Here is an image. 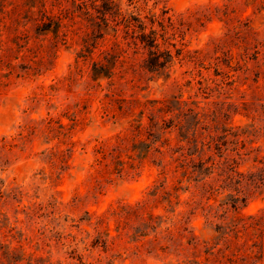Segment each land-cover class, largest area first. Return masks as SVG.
Masks as SVG:
<instances>
[{"label": "rangeland", "instance_id": "rangeland-1", "mask_svg": "<svg viewBox=\"0 0 264 264\" xmlns=\"http://www.w3.org/2000/svg\"><path fill=\"white\" fill-rule=\"evenodd\" d=\"M46 8V16L63 14L75 44L36 31L42 17L33 15L39 5L32 0H0L8 37L0 36V55L13 67L10 74L0 67V264H204L237 212L264 210V183L249 180L262 170L253 160L264 162V0H47ZM130 16L154 32L158 52H170L166 69L148 71L155 49L126 27ZM87 40L97 48L82 61ZM94 62L113 76L92 80ZM135 101H164L172 111L165 117L170 129L154 125L153 137L161 139L145 160L139 140L146 134L139 139L130 125L141 120L148 129L150 112L140 118ZM102 106L117 116H103ZM132 107L134 114L126 113ZM50 118L63 125L65 145L39 131ZM117 136L127 137L118 151L123 164H112L114 155L108 162L122 171L103 180L98 193L95 147L108 141L115 149ZM240 140L245 149L238 152ZM218 141L226 144L214 150ZM57 148L62 166L49 159ZM232 162L243 173L239 185L236 176L226 180ZM235 197L236 211L229 201ZM137 204L157 217L150 224L157 229L146 227L144 215L118 239L109 214ZM155 244L168 245L167 254Z\"/></svg>", "mask_w": 264, "mask_h": 264}, {"label": "trees", "instance_id": "trees-1", "mask_svg": "<svg viewBox=\"0 0 264 264\" xmlns=\"http://www.w3.org/2000/svg\"><path fill=\"white\" fill-rule=\"evenodd\" d=\"M35 5H39V10L35 14V11H32L33 15L40 14L42 19L36 23V31L40 33H52L56 44L58 42H62V44H75V35L71 36V27H67L65 17H63V14L60 13L57 16H46V3L47 0H32ZM34 8V7H32ZM71 20V19H70ZM130 20L134 23H128V28H136L141 33L138 35V41L140 44H142L144 47H147L149 49H155V51H152L150 53V62L148 65V71L152 72H158L160 70L166 69L170 63L172 56L170 52H164L160 53L156 49L158 48V44L156 43V37L153 35L154 32L150 31V33L146 34L144 32V27L142 24H139V21L137 18L130 16ZM136 24V25H135ZM6 28L7 25L4 21H0V36L1 38H8L6 37ZM3 41V40H1ZM2 45L0 46V52H4V48H2ZM56 46V45H55ZM118 47V45L116 44ZM39 53H43L45 50V47L43 45H39ZM94 50L97 48V43H90L89 40L84 41L82 43V49L80 54L77 56V59H81L82 61H86L89 56L93 53V51H90V49ZM90 54V55H87ZM116 58H120V56H116ZM0 67L1 68H7L8 73L10 74L12 72L13 67L9 63L3 62V56L0 55ZM2 70V69H1ZM113 76L112 68H108L106 64L100 63V62H94L92 67V80L100 79V78H108L110 79ZM135 104L137 106V109H139V115L140 118L143 117V114L145 111L150 112V116L148 117V129L144 126V124L139 120L136 124H131L130 128L133 133L136 134V136L140 139L143 134L145 133L146 136L143 140H139L141 145L143 146L144 150L142 154H140V159L145 160L148 156V153L151 150L152 144L158 142L161 138L159 137L158 140H156L153 136L152 129L154 125H157L158 123L161 124L160 129H170L173 125V121L170 120L169 122L166 121L165 117L172 114L171 108L169 107L166 102H158V101H150L141 103L138 101H135ZM150 104V106H149ZM151 104H153L151 106ZM104 105V104H103ZM155 105H159V107H155ZM103 111L102 114L105 117L113 116L116 117L114 113H111L108 110L107 106H102ZM150 108V109H149ZM136 108L132 107L129 108L126 113L128 114H134ZM66 114V113H65ZM192 114V110H188V115ZM71 121L75 122L76 119L72 117L70 119ZM43 123V124H42ZM169 124V125H168ZM57 125V127H55ZM176 127V125H174ZM63 125L59 121H54L52 118L47 119L46 121L41 122V127L39 131L41 133H44L47 137H51V140H56L58 143V146H63L66 144L67 134L62 133ZM38 131V130H37ZM33 132H36V129H33ZM233 138H235L238 135H232ZM127 137H120L117 136L114 139V148L115 149H109L110 144L108 141H102L95 147V169L93 171V179L97 182L95 185V188H97V191L99 193V185L103 180H105L108 176L114 174L115 172H121L122 168L117 171V169H111V165L108 162V157L110 155H114L112 164H120L122 165V159L121 154L122 152H118L119 150H124L123 144L126 142ZM186 140V139H185ZM232 143V142H230ZM236 144L239 145L238 152L245 149L244 141H236ZM226 142L224 143H215L214 150H220L222 146H224ZM168 146V140H164L162 142L161 147H167ZM160 147V148H161ZM112 150V151H111ZM157 153H160L159 149L155 150ZM251 152L246 154H241L242 156H248ZM49 159L51 162L59 163L61 166L65 164L64 155L61 150L58 148L56 150H52L49 152ZM116 155V156H115ZM240 155V154H238ZM221 157V156H220ZM115 160V161H114ZM262 159H258L256 157L253 162L258 163L262 166V170L260 171V175L258 177H255L254 175H251V182L253 184H258L260 181H262L261 184L264 183V162L261 161ZM212 166H214V163H211V166L209 169H212ZM165 167H162L161 174H165ZM194 167V166H193ZM181 176L187 177V175L190 174L187 169L181 167ZM240 164L237 162H232L226 167L227 170V177L226 180L232 181L233 178L236 176L238 177V181H236V185H239V183L242 181L243 173L239 171ZM260 177V179H259ZM255 181V182H254ZM257 181V183H256ZM162 187V185H161ZM179 188L175 187L173 188V192H178ZM172 194H168V204H171ZM177 199V197L175 198ZM235 200V201H234ZM231 202V209L236 211V204L239 201V197H235L234 199H229ZM240 201L244 203L245 199L240 198ZM144 215H147V220L149 223H146V227L152 229L155 231L157 229V226L150 225L152 221L156 220L157 217H155L152 213H146V207L144 204H137L136 206H117L115 207L112 212L109 214V218H111L115 224V231L118 233L117 238L121 239L122 233L125 231V229L128 227L129 223L133 219H138L139 217L142 219ZM108 221V217L105 215L100 216L99 224H105ZM222 227H217L216 232H220ZM183 232H186L185 229ZM170 233V231H169ZM171 234V233H170ZM147 233L140 232V234L137 236L139 238H145L147 237ZM194 239L191 238L186 242L187 245H190V243ZM156 241V239L154 240ZM219 244H221L222 248L217 249L215 252V255H219L217 257H214L211 259V256H213V252H210V250L216 248ZM180 246V245H178ZM168 245H154L155 250L162 254H167L168 251ZM205 263L204 264H260L264 260V210H262L259 215H252V216H245L239 214V212L236 213V216L234 217L233 221L231 222V225L228 227H225V231H223L217 240V243L214 244L213 247L207 248L205 251Z\"/></svg>", "mask_w": 264, "mask_h": 264}]
</instances>
